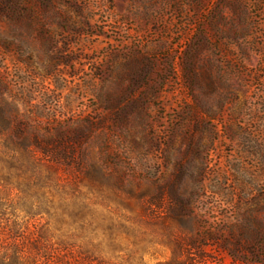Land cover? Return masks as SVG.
<instances>
[{"label":"rangeland","instance_id":"1","mask_svg":"<svg viewBox=\"0 0 264 264\" xmlns=\"http://www.w3.org/2000/svg\"><path fill=\"white\" fill-rule=\"evenodd\" d=\"M0 118L71 201L0 189L41 264H264V0H0Z\"/></svg>","mask_w":264,"mask_h":264},{"label":"trees","instance_id":"2","mask_svg":"<svg viewBox=\"0 0 264 264\" xmlns=\"http://www.w3.org/2000/svg\"><path fill=\"white\" fill-rule=\"evenodd\" d=\"M28 137L27 130H15L10 135L0 127V138L3 140L0 143V189L5 185L21 194L19 202L29 205L25 212L29 219L42 213L51 218L64 219L67 216L65 209L71 201L59 182V166L56 160H46L38 148L26 143ZM43 170L48 174L46 179L41 177ZM46 189L54 190L55 195L49 196L44 191ZM55 205H60L59 210L55 209ZM29 235L34 234L15 225L0 223V264H41L38 252L46 241V231L38 230L35 241ZM173 246L171 257L163 264H199L188 257H180L182 246L179 242Z\"/></svg>","mask_w":264,"mask_h":264}]
</instances>
